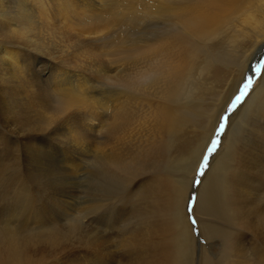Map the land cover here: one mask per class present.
<instances>
[{
	"label": "bare ground",
	"instance_id": "1",
	"mask_svg": "<svg viewBox=\"0 0 264 264\" xmlns=\"http://www.w3.org/2000/svg\"><path fill=\"white\" fill-rule=\"evenodd\" d=\"M103 1L96 0L97 5L92 6L87 0H0V27L5 30L4 35H0V78H10L12 84L9 82V93L16 96L21 94L18 97L20 102L36 104L37 109L32 111H37L35 114L44 121V125L40 123L39 126H43L39 130L19 134L17 141L29 144L31 142L39 146L48 142L49 145L52 136L62 137V134L66 133L68 137H79L86 127L87 132L89 129L94 136L97 135L99 139L101 137V145L95 141L97 150L93 149L95 152L101 150L99 157L102 161L101 264H195L196 258L188 249L189 239H194L195 236L186 217L179 214L178 191L171 189V183L175 182L178 176L172 173L170 150L174 147L176 133L184 124L203 115L204 100L200 97L197 86L205 73L210 76L213 66L217 64L238 66V82H226L224 92L225 96L231 94L230 101L233 93L237 91L243 80L244 67L247 68L252 55L264 45V0H123L121 5L118 0H112L111 3ZM116 5L121 6V11L115 9ZM53 21L60 30L58 27L56 30L55 25L54 28ZM117 24H125V27L117 30L114 41L107 45L108 52L107 49L106 53L103 51L107 56L98 57L100 60L97 58V62H93L95 59L92 58L102 52H97L86 44L72 51H69L72 49L70 47L69 50L60 49L61 51L56 48H67L68 41L71 43L68 40L71 36L67 37L65 33L71 34L74 41L78 38L96 42L99 32L108 27L113 29ZM228 28H231L234 39L241 38L245 33L247 36L253 34L246 42L247 46L241 48V54L237 50H229V43L219 38ZM52 44L56 45L53 47L54 51ZM53 53L57 56L59 54V58ZM33 59L34 65H31ZM54 59L58 60L57 63H54ZM82 63L95 66L96 70L98 68L101 71L102 93L95 92L98 86L94 89L91 84L97 80L95 77L87 78ZM55 64L56 68L51 72ZM44 68L49 70L45 71ZM95 69L93 68V71ZM48 72L51 73L47 75ZM41 76H46L44 81L50 83L48 86L37 84V78ZM9 83H5L6 87H9ZM259 88L264 89V77L261 78ZM42 95L45 100L57 102L58 105L54 103L57 106L53 107L54 104L51 106L39 100ZM218 98L214 99V107L221 105V97ZM252 104L257 105L252 111L253 114H264V94L254 92L245 105H242V113L248 108L252 109ZM30 106L32 109V104ZM226 106L221 107L219 112L214 111L212 117L215 125L219 121L218 115L221 111L224 112ZM80 114L87 118L86 120L82 115L86 120L84 128L79 129L74 122V125L69 126V123L64 127L55 123L57 118L73 119ZM97 115H102V120ZM13 118L15 119L14 116ZM79 119L83 118L77 120ZM67 120L70 121L66 119V122ZM81 121L79 124H83ZM237 123L238 121L235 126ZM234 128L232 126L230 132ZM10 129L8 125H3L4 132L1 136L6 143L13 142L12 133L15 131ZM262 130L264 131V128ZM262 130L259 131L263 132ZM74 137H71L72 140ZM226 138H229V135L225 131L222 141ZM180 139L183 138L175 140L176 148ZM63 142L66 141L61 143ZM61 143L58 146H62ZM255 143L257 147L260 144L259 141ZM183 144L184 141H180L179 146ZM250 145L243 142L239 146L236 140L227 148V153L222 158V163L229 173L217 178L214 189L207 197L198 190L197 203L203 201L205 209L204 213L194 209L199 218V226L203 233L205 229L211 231L212 228L214 232L223 233L226 250L216 261L207 257L202 264H264V201L258 202L250 211L249 198L245 195V190H248L246 183L252 176H255L254 188L261 192V196L264 195V177L261 179L257 176H264V154L252 152L248 147ZM86 146L88 145L84 148ZM77 149L78 147L76 152ZM154 192H157L153 209L155 220L134 231L135 223L142 214L141 196ZM255 196L252 198H256ZM258 199L259 196L253 201L257 202ZM174 203L177 204L178 214L171 219ZM212 212L217 215H211ZM13 231L15 232L10 234L12 238L4 237L5 234L1 232L4 238L0 239V264H22V260L30 259L28 252H23L28 257L19 253L20 247L27 243V238H22L25 235L22 236L23 233L17 230ZM16 231L21 234L22 240L18 235H14ZM13 235L19 237L20 244L23 240L24 243L20 245L19 240H15L17 238L13 239ZM29 236L25 237L30 239ZM175 238L178 245L177 255ZM248 240H251L253 257L246 254ZM27 248L25 250L29 251ZM31 250L34 252L35 249ZM38 256L39 254L34 257ZM64 257L62 260H65ZM47 258L48 261L51 260L50 256ZM44 259L42 257L41 260ZM54 261V264H58ZM25 262L24 264H30ZM41 263L40 261L39 264Z\"/></svg>",
	"mask_w": 264,
	"mask_h": 264
},
{
	"label": "rangeland",
	"instance_id": "2",
	"mask_svg": "<svg viewBox=\"0 0 264 264\" xmlns=\"http://www.w3.org/2000/svg\"><path fill=\"white\" fill-rule=\"evenodd\" d=\"M87 1L89 5L91 3H92V6L97 5L96 0H87ZM104 1L107 3L112 2V0H104ZM121 1L123 0H118L119 5L122 4ZM116 6L117 8L115 9L118 11H121V8H120L121 6H118V5ZM53 23H54L53 26L55 25L56 30H57V27L59 28V26H57V23L55 24V21H53ZM122 26L125 27V24H117L114 27L115 29L114 28L112 29V27H110L109 29L108 27V28H105L106 29L105 31L103 30V32H99L96 35L97 36L96 42H101V43H96L93 40H90V42L83 41L82 39H78V38H76L77 40L74 41L75 39H72L73 37L71 34L65 33L67 37L71 36L68 40H70L73 45H71L69 41L67 43L69 44L67 48L66 47L58 48L56 47V45L52 44V49L55 46L59 50L60 49L69 50L70 48H72L69 50V51H72L74 49L75 50L80 49L81 47H83L84 44H86L87 47L93 48L97 52L100 51L103 53L104 51V53H106L105 49H107V52L109 49L107 45H110L111 42L114 41V35L116 34L117 30L121 28ZM0 29H1L0 35H4V32H5L4 27L2 28L0 27ZM100 35L102 37H100ZM232 36H233V32L231 28H228L227 30L223 32V34H221L219 38L229 43L230 45L229 50H232V52L237 50L241 54L242 53L241 48L247 46L246 42L248 41V39L250 40L252 38L253 34L251 33L250 36H247V34L245 33L239 39L238 38L234 39ZM97 38H99V40ZM92 39H94V36L92 37ZM74 42L76 43L78 42V43L76 44ZM79 43H80V47H79ZM241 44H244V45H241ZM261 46H262L261 49L252 55L253 57L248 62L249 64L247 65V68L244 67L242 71L243 80L241 81L237 91L233 93L230 101H229V96L231 94L228 96H225V92H224L226 90V82L232 81V80H234L236 83L238 82V77H239V74L237 73L238 66L235 67L231 64H225V63L222 65L217 64L213 66V70L210 76H208L205 73V75L202 77L200 82H198L199 86H197V88H199L198 90L199 95L204 100V104L202 108L203 115L200 118H192L190 121L184 124L182 129L176 133L174 137V147L171 148L170 150L171 159H172V162H171L172 173L178 176L177 178H175V182L171 183V189L174 192L175 190L178 191L179 214H181L183 217H186V221L191 226L192 233L195 236L194 239H189L188 241V249L192 251V254L196 258L194 261L195 264H202L203 261L207 257H210L211 259L216 261L218 258L222 257L223 253H226V250L224 247L223 233L214 232L212 230L213 228L211 229V231L208 229H205L203 233L201 227L199 226V218L195 214L194 209L197 208L201 213H204L205 209L203 207V201H200L197 203L198 190H200V192L205 197H207L208 193L214 189V184L217 178L225 176L229 173L226 170L225 165L222 163V158L224 154L227 153V148L230 147L236 140L239 143V146L243 142H246L248 145L251 144L248 147L250 148V150H252V152L258 153V154L259 153L264 154V148H262L264 146V131L262 130L264 128V117H262V115L264 116V114H261V116L260 115L257 116L256 114H253L252 112L253 109L257 107V105L255 104L254 105L252 104V106H250L252 107V109L248 108V110L242 113L243 106L245 105L246 101L249 99V97H251V95L254 92H257L261 95L264 94V89L260 90L259 88L260 83H261V78L264 77V45H261ZM105 47H108V48H105ZM52 49L50 47L51 52L54 51V49L53 51ZM42 50H45V49L42 48ZM102 53L100 54L97 53L96 54L97 56L92 58L93 60L95 59L93 62H95L98 57L102 58V56L104 57L107 56L104 53L103 54ZM54 56L59 58V54L58 56L57 54H54ZM57 59L56 60L54 59V63L55 62L57 63V61L59 60ZM31 65H34V59L31 60ZM56 65L57 64L54 65L51 72L54 71V69L56 68ZM63 65H65V63H63ZM83 67L85 68V72L87 73V78L95 77V79L97 80L96 82H93L91 84L93 85L94 89L97 88L98 86V88L95 89V92L102 93L103 88H102V81H101L102 80L101 71H99L98 68L96 70L95 66L94 67L91 65L89 66L88 64L86 65L84 64ZM93 68L96 71L95 70L93 71ZM88 69L89 71H87ZM44 70L48 71L49 68L48 69L44 68ZM51 72H48L47 75H49ZM45 77H42V76L41 78L38 77L36 81L37 84L40 83L44 87L48 86L50 83L44 81ZM0 79H2L0 81V237H1L0 239H2L3 234H5L4 237L5 236L10 237V234L12 235L15 232L13 230H17L18 232L23 233L22 236L30 235L29 236L30 239H29L28 237L20 236L21 234L17 233L16 231L14 235L15 236L18 235L20 237V240H22V238L29 239V240L26 239L27 243L26 242L24 243V240H23L22 242L24 244L22 242L20 244L19 237L18 236L14 237L13 235V239L17 238L15 240L17 241L19 240L18 243L20 245L23 244L21 247L19 246L21 248L19 250L20 251L19 253L20 254L22 253L23 255H25L28 252L30 259H32V260L24 259L22 260L23 263L20 262L22 264H24L26 260H27L26 262L28 263L30 262V264H34L35 263L34 260H36L37 258L38 260H36L37 262L35 264H39L40 261L42 262L41 264H49V262H51L50 264H54L52 262L54 260H55L54 262H57L58 264H101L102 263V250H101L102 249L101 248V243H102V168H101V165H102V161H101V157H99L101 156L100 155L101 150H99L100 153L99 151L95 152L97 150L95 148V145L97 143L101 145V140H100L101 137L99 139L97 135H96L97 137L94 136L95 134L91 133L89 129L87 132V127L86 125H84L85 124L84 121L86 122L87 118L85 117L84 114H80L79 117L74 116L76 120H74V118L73 119L65 118L63 120L60 118H57L58 120L56 119L57 121L55 120V123H58L61 127H64L65 125L68 126L69 123H70L69 126L74 125L73 124L74 122L75 125L79 127V129L80 127L84 128L85 126L86 129L84 128L81 131V133L85 135L84 136L82 134L80 135L83 138H81L80 136L74 137L70 135H69L70 137H68V134L65 133L66 131H64L63 128H61L62 131H64L65 133V134H62L63 138L61 136L59 137V135H56L58 137H55V138L54 136H52L53 139H50L51 142L49 143V145H48V142L46 143L44 142L42 144L43 146L40 145L41 146L40 147L39 144L34 145L31 142L29 144V142L21 143L17 141V136L19 134H22L24 132L33 131V130H39V128H41L44 125V121H42L43 119L41 117L35 114L37 111L35 112L34 110L35 113H33L32 111L33 109H37L36 104H34L33 102L29 103L30 105L32 104L33 106L31 109V106L29 104H25L22 101L20 102L18 97L21 94L19 96H16L15 94L9 93L10 92L9 85L12 84V80L10 78H7V77L5 78L2 76V78ZM3 79L5 82L3 81ZM249 82H253L252 87L249 89V92L252 91L250 96L246 99L247 95L249 94L248 93L245 99L241 102L240 105L237 106V108L233 112L231 111L228 112L227 108L230 105L231 100L235 97V95L238 94V90L241 88V92L243 93L244 92L243 83L247 84ZM5 83L6 84L9 83L7 85L9 87H6ZM218 97H221V100H219L221 101L220 103L221 105H219L218 107H214V99L216 98V100H218L219 99ZM42 98H40L39 100H42L48 105L52 106L54 103L57 104V102H54L51 100L50 101L45 100L46 98L43 95H42ZM27 105L30 108L29 107L27 108ZM57 105L54 104L53 107ZM224 106H226V109L224 108L225 109L224 112L221 111V113L217 115L219 118L224 117L225 120L227 119L226 121H222V123L225 122V125H226L225 130L223 133L220 134V143L218 145L217 151L209 155L208 164L206 165L204 169V175L199 176L197 175L198 166L200 163L203 162V159H202L203 155L206 154L207 147L210 145V140L211 138H214L216 130L219 127V123L222 120L217 117L218 118L217 120L219 121L215 125L214 118L212 117V115L215 110L219 112L221 107H224ZM28 109L29 111L31 110V112H29ZM16 111H19V112H16ZM24 112L26 113V115ZM17 113H18V116L20 113H22L23 115L20 114V116L18 117ZM221 114H222V117H221ZM82 115L85 117L86 120L84 119ZM13 116L15 117V119L13 118ZM100 117L102 118V115H100L98 118ZM78 118H83V119L77 120ZM66 119H70V121L67 120L66 122ZM40 120L43 123L40 122ZM80 120H82L80 123H83V124H79ZM237 121L238 123L235 126V122ZM40 123L43 125L39 126L41 125ZM261 124H262V128H261ZM3 125H8V129L11 128L10 130L15 131L14 133H12L13 142H7V143L6 141L4 142L1 136L2 132H4L2 130ZM232 126L233 128L235 126L234 128L235 130L233 129L230 132V129L232 128ZM259 130H262L263 132ZM225 131L229 135V138H226L224 141H222ZM88 133H90L91 135L90 134L88 135ZM209 136H210V139L208 140ZM71 137H74L73 140ZM179 138H183V139L178 140V146L176 148L175 140ZM58 139L60 140L57 141ZM68 139L69 141H67ZM75 139L77 142L75 141ZM90 139L93 140V141L92 140L90 141L91 143L93 142L92 143L93 145L90 142H88ZM251 139H253V141ZM261 139L263 140V143H261L262 141ZM60 141L61 142L66 141V142L65 143L63 142L62 144ZM95 141H96V144H95ZM180 141H184V144L182 146H179ZM250 141L252 142L250 143ZM254 141L255 142L259 141V143L263 144V146L261 145L262 146L261 147L259 144L257 147ZM81 142L82 143L84 142L83 144L88 145V146L84 148L85 145H83ZM51 143L53 144L56 143V144L54 145L52 144L53 145L52 146ZM60 143L62 146H58L60 145ZM79 146H82V147H79ZM252 146L253 147L256 146L255 147L256 149L253 148ZM43 147L45 148L43 149ZM61 147L64 150H60L62 149ZM77 147L79 150L77 149V152H76ZM255 150H257V152H255ZM78 152L80 153L78 154ZM84 152L85 154H83ZM94 152L96 154H94ZM78 155H80V157L81 155L82 157H85L83 158L85 160L83 161L82 157L79 158ZM87 155L88 156L90 155V156L88 157ZM199 155H200V158L198 162L196 163V160L199 157ZM86 157L89 159H87ZM184 158H187V160H184ZM79 159L80 160L82 159V160L80 161ZM65 161H68V162H65ZM69 162L71 165L69 164ZM74 162H75V165H74ZM189 174H191V176H189ZM257 176L261 179L262 177H264L262 174H259ZM254 178L255 176H252V178H250L248 183H246V186L248 185L247 186L248 188L245 186V188L248 189L247 192L245 190V193H246L245 195H247L246 198L247 199L249 198V200H251V201L248 200L249 202L248 204L250 207L249 209H251L250 211H252L256 207V205H258V202L260 203L261 201H264V195H262L263 196L262 197L261 192H258V189L256 191V187L254 188V185H255ZM194 179L199 180L200 182L198 184L194 183ZM262 180L264 181V178ZM253 192L255 193V195L257 194V196H259V199H258L259 201L257 202L253 201L254 199L255 201L257 200V196L255 195L254 196L256 198L254 199L252 198L254 197ZM156 193L157 192L148 193V194H143L141 196L140 206L142 207V214L135 223L134 231L140 229L145 224H148L155 220V212H153V209H154ZM178 207H177V204L174 203L172 207L171 219H173L175 214H178V211H177ZM190 207L192 209L191 212H189ZM212 214L217 215L216 212H212L211 215ZM192 219H195L197 221L195 225L192 224L191 222ZM224 223L225 222H223L222 225L225 227L226 225ZM1 232L3 234H1ZM57 233L60 236L59 235L57 236ZM10 238H12V236ZM52 238H55V239L53 240ZM176 238H177V235H176ZM176 238L174 241L175 255L178 254V245H177ZM57 239L60 240L61 243L57 241ZM94 246L97 247V249ZM26 248L29 249V251L25 250ZM31 248L35 249L34 252H32L33 250H31ZM48 250L50 251V253ZM30 251L32 253H30ZM68 251H71L72 254L75 253L76 255L73 254L74 256L72 257V254ZM65 252L68 254H64ZM29 253L30 254L34 253V254L33 256H31ZM38 254L40 258L39 256L35 258L34 256L35 255L37 256ZM246 254L247 256H252V257L254 255L251 249V240H248L247 242ZM28 255H25V256L28 257ZM48 256H50L51 258L50 261L47 260L49 259L47 258ZM68 256L72 257V259L69 258ZM31 257H34V258H31ZM42 257L43 259L44 258L45 259L41 260ZM62 257H64L65 260H62L63 259ZM56 258H59V259H56ZM44 261L45 263H43Z\"/></svg>",
	"mask_w": 264,
	"mask_h": 264
},
{
	"label": "snow or ice",
	"instance_id": "3",
	"mask_svg": "<svg viewBox=\"0 0 264 264\" xmlns=\"http://www.w3.org/2000/svg\"><path fill=\"white\" fill-rule=\"evenodd\" d=\"M252 83L253 82H249V83H243V87H244V92H241V88L238 90V94L235 95V97L231 100L230 105L227 108V111H231L233 112L238 105L241 104V102L245 99L246 95L249 93V89L252 87ZM235 102V103H234ZM227 120V119H226ZM225 118L223 117L221 122L219 123V127L216 130L215 136L214 138H211L210 140V145L207 147V152L205 155H203V162L199 164L198 166V171H197V175L199 176H203L204 175V169L206 167V165L208 164V160H209V155H211L212 153L217 151L218 145L220 143V134L224 132L225 130V122L222 123V121H226ZM199 180H195L194 179V183H199ZM192 209L191 207L189 208V212H191ZM192 224L195 225L197 223V221L195 219L191 220Z\"/></svg>",
	"mask_w": 264,
	"mask_h": 264
}]
</instances>
